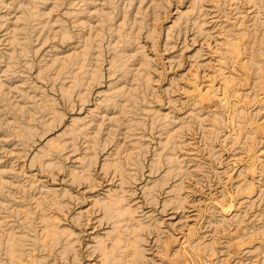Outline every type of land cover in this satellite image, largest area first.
Segmentation results:
<instances>
[{
    "label": "rangeland",
    "instance_id": "rangeland-1",
    "mask_svg": "<svg viewBox=\"0 0 264 264\" xmlns=\"http://www.w3.org/2000/svg\"><path fill=\"white\" fill-rule=\"evenodd\" d=\"M0 264H264V0H0Z\"/></svg>",
    "mask_w": 264,
    "mask_h": 264
}]
</instances>
